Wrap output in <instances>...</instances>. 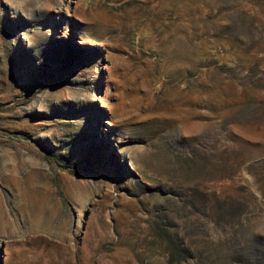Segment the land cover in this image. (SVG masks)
Here are the masks:
<instances>
[{
  "label": "rangeland",
  "instance_id": "374dc122",
  "mask_svg": "<svg viewBox=\"0 0 264 264\" xmlns=\"http://www.w3.org/2000/svg\"><path fill=\"white\" fill-rule=\"evenodd\" d=\"M0 264H264V0H0Z\"/></svg>",
  "mask_w": 264,
  "mask_h": 264
}]
</instances>
